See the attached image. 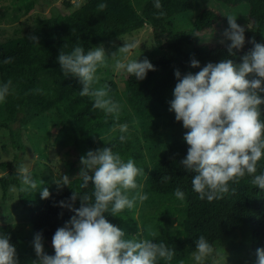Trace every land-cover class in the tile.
<instances>
[{
	"label": "trees",
	"instance_id": "trees-1",
	"mask_svg": "<svg viewBox=\"0 0 264 264\" xmlns=\"http://www.w3.org/2000/svg\"><path fill=\"white\" fill-rule=\"evenodd\" d=\"M21 1L25 2L28 12L36 2ZM197 1L160 0L165 15L159 16L161 10L154 7V0H146L142 13L136 11L131 0H87L73 12L41 19V24L30 35L38 38V43L22 31H16L12 37L1 41L0 84L12 81L11 94L2 105L4 120L0 124L9 131L2 147L6 150L9 145H15L22 151L25 125L46 111H64L67 121L60 127L58 142L73 145L78 151L76 161L80 163V157L94 150L96 140L112 129L115 122L109 116H101L102 110L93 109L91 98L79 95L82 84L76 77L64 76L57 57L61 51L70 53L77 45L87 51L97 43L124 35L149 22L158 28L160 36L157 45L165 51L149 58L155 70H149L145 79L136 80L134 76L127 75L125 92L138 117L162 120L163 145L143 182L146 192L156 204L147 216L164 226L177 221L179 228L174 232L163 231L154 238L149 237L175 249L173 259H161L160 264L187 263L195 250L194 241L200 235L215 245L236 229L245 227L251 230L256 264V250L264 247V190L252 184L253 176L245 175L239 183L229 182L231 188L235 189L234 193L230 191L222 199L212 202L206 198L201 200L192 190L191 179L194 173L186 171L180 164L187 155L188 145L183 136L188 130L182 122L175 120V113L169 111V101L174 98L173 90L178 82L175 70L179 69L183 76L188 72L195 74L209 62L217 63L226 58L241 62L240 57L253 47L247 42L242 49L233 50L236 56H230L228 45L196 43L195 30L214 27L222 18L216 9L207 7L197 15L191 29L179 28L174 17L194 9ZM222 1L228 5H249L251 24L245 27V33L254 35L256 42L264 44V0ZM100 3L107 4L103 12L97 10ZM7 57H12V62L4 64ZM193 58L200 62V67H191ZM107 84L111 88L110 93L118 90L115 82ZM260 95L264 96V93ZM261 107L264 108V105ZM261 118L264 119V116ZM120 135L108 140L105 146L114 145V152L130 151L133 140L125 133L127 139L121 142ZM20 158L21 155H18L16 161L0 162V168L10 170L0 177L3 195H7L11 185H16L19 200L30 216L32 229L41 232L44 239H52L57 228L62 227L75 214L69 208L61 207L59 202L68 201L73 191L91 194L93 186L89 183L86 188H81L83 181L77 176L70 180L69 186L64 185L54 191L50 190L47 182L45 185L38 180L36 190L22 191L21 180L16 172ZM261 172H264V150L256 175ZM164 176H170L171 179L164 181L161 179ZM43 187L49 189V198H41ZM177 187L185 193L184 200L175 197ZM79 206L80 201L77 199L74 207ZM105 215L112 224L120 227L122 219L119 213L112 216L109 211ZM3 233H9L11 242L16 245L19 264H28L21 259L25 249L14 225L1 224L0 234ZM46 253L54 255V248Z\"/></svg>",
	"mask_w": 264,
	"mask_h": 264
},
{
	"label": "clouds",
	"instance_id": "clouds-1",
	"mask_svg": "<svg viewBox=\"0 0 264 264\" xmlns=\"http://www.w3.org/2000/svg\"><path fill=\"white\" fill-rule=\"evenodd\" d=\"M83 0H81V3ZM81 3L75 6L78 8ZM106 3L97 5L103 12ZM154 7L160 9L159 16L165 15L160 0H154ZM228 28L223 32L224 38L230 40L227 52L236 56L234 49L240 50L245 44V27L237 23V17L227 15ZM38 43L35 36L29 37ZM224 41L221 40V43ZM253 47L240 57L241 62L223 59L217 63L209 62L198 72L181 75L179 69L174 74L177 83L173 90V99L169 101V111L175 113V120L182 122L187 129L183 136L188 145L187 155L180 161L183 168L194 173L191 179L192 190L201 200L208 202L222 199L230 191V183H239L245 175H251L252 184L264 190V172L256 175L258 162L264 150V44L252 38ZM140 47L138 41H124L117 52L111 54L114 59L113 70L125 71L136 80L146 78L149 70L155 66L145 57L143 60L132 58V52ZM109 55L103 45L87 51L77 45L70 53L61 51L57 59L65 77L71 75L82 84L81 97L93 100V109H100L117 118L121 104L110 96L108 84L96 87L99 82L97 71L107 67ZM12 62L7 57L4 64ZM191 67H200V62L191 59ZM12 81L0 84V103L5 102L11 94ZM119 140L124 142L128 124H117ZM115 131V128L113 129ZM103 140V138L101 137ZM114 145L89 150L80 157L82 165L79 176L86 188L93 186L91 194L72 192L68 201H60L61 207H67L75 214L58 227L52 237L54 255L44 251V239L41 232L34 235L33 245L37 260L33 264H160V260L171 261L175 249L164 242L145 238L140 230L132 238L125 230L112 224L105 213L112 216L124 209H131L136 200L143 202L148 194L142 191L137 176H143L145 169L137 167L134 158L123 159L119 152L113 151ZM21 180V190H36L37 181L25 164L17 166ZM170 180V176L161 178ZM58 188L68 185L70 179L62 175L54 181ZM43 184V181H40ZM26 186V187H25ZM176 198L185 199V193L177 187ZM47 187L41 189V198H49ZM79 199L80 206L74 207ZM164 211V210H163ZM162 211V212H163ZM154 238L155 232L151 233ZM195 250L191 257L194 264H217L218 253L212 242L204 235L194 241ZM256 264H264V247L256 250ZM0 264H19L16 245L11 242L9 233L0 234ZM181 264H184L181 261Z\"/></svg>",
	"mask_w": 264,
	"mask_h": 264
},
{
	"label": "rangeland",
	"instance_id": "rangeland-1",
	"mask_svg": "<svg viewBox=\"0 0 264 264\" xmlns=\"http://www.w3.org/2000/svg\"><path fill=\"white\" fill-rule=\"evenodd\" d=\"M87 0H36L33 8L28 12L25 2L21 0H0V42L12 37L16 31H22L30 36L41 24V19L48 18L57 14H66L73 12L77 3L84 4ZM136 11L142 13L146 0H131ZM216 9L221 14V20L211 28L195 30L194 37L196 43L208 42L214 45H228L231 43L223 36V32L228 28L227 15L237 17V23L243 27L251 24L248 11L249 5L241 3L238 5H228L222 0H198L194 9L188 12L180 13L174 17L176 25L179 28L191 29L197 15L205 8ZM160 33L157 27L147 22L144 26L128 32L124 35L97 43L95 46L103 45L109 58L107 67H101L97 71L100 78L96 87L103 86L110 81L117 84L118 90L109 93L113 99L121 104V111L118 118L114 114L101 113L103 117L109 116L115 126L103 133L95 142L94 150L105 146L108 140L114 136L120 135L117 124H128L129 136L133 140V147L130 151H117L121 154L125 162L128 158H134L137 167H143L145 173L143 176H137L138 184H142V189L131 190L133 194L136 191L147 193L144 188V179L153 165L157 155L160 153L163 138L161 136V118L142 119L137 116L127 100L125 86L127 82V73L123 70L116 72L113 70L114 59L111 54L117 52L119 47L124 45V41H138L140 47H137L131 54L132 58L143 60L160 55L164 49L157 45V39ZM254 35L245 33V43L249 42ZM221 40L224 42L221 43ZM94 46V47H95ZM0 103V122L4 120L2 105ZM67 121L64 111H46L34 118L23 128L24 148L19 151L15 145H9L6 150L3 144L6 142V136L9 131L0 124V162L16 161L18 155L19 165L25 164L33 174V178L49 184L50 190L59 189L54 182L62 175H67L69 179L79 176L81 163L76 160L78 151L73 145H62L58 142L60 127ZM115 128V131L113 130ZM103 138V140L101 139ZM18 166V165H17ZM10 170L0 168V177ZM61 188V187H60ZM148 194V199L141 202L136 200L131 209H124L119 212L122 222L121 229L130 235V238L140 228L143 236L149 238L152 232L160 233L163 231L174 232L179 228L177 221L167 226L161 225L155 219L147 216L150 210L155 209L153 197ZM11 223L14 225L25 249L21 259L28 264H33L37 260L34 250L33 240L37 233L32 229L31 219L22 203L19 200L18 187L11 185L7 195H3L0 186V225ZM44 239V238H43ZM52 239H44V251L52 248ZM218 255L217 264H255L251 244V230L249 227L236 229L228 234L222 240L214 245ZM185 264H194L191 259ZM208 264H211L209 261Z\"/></svg>",
	"mask_w": 264,
	"mask_h": 264
}]
</instances>
